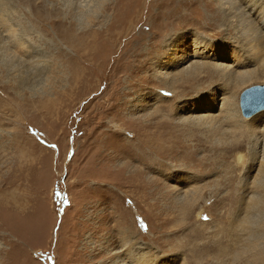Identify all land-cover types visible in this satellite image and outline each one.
Segmentation results:
<instances>
[{
  "label": "rangeland",
  "instance_id": "obj_1",
  "mask_svg": "<svg viewBox=\"0 0 264 264\" xmlns=\"http://www.w3.org/2000/svg\"><path fill=\"white\" fill-rule=\"evenodd\" d=\"M74 2L0 0V264H264V0Z\"/></svg>",
  "mask_w": 264,
  "mask_h": 264
},
{
  "label": "bare ground",
  "instance_id": "obj_2",
  "mask_svg": "<svg viewBox=\"0 0 264 264\" xmlns=\"http://www.w3.org/2000/svg\"><path fill=\"white\" fill-rule=\"evenodd\" d=\"M92 1V0H91ZM245 1H247V0H245ZM233 3V2H232ZM241 4V3H240ZM243 4V3H242ZM260 4V3H259ZM68 5V7H70L71 8V10L69 11H67V12H65V18H62L60 21H59V23H56V22H53V24H55V25H59V24H62V25H65V27L67 26V27H70L71 28V31L69 32V33H67V36L66 37H64V39L65 40H67L69 43H71V45H92V42H94V38H95V36L97 35V31L96 30H94V29H90L89 28V30H87V31H83V30H81V33H82V35H80L79 34V32L80 31H78V28H75V26L76 25H78V21H74L73 19H72V21H70V23H68V21H67V17L68 16H71L72 17V15L73 14H75V11H76V9L77 8H80V10H82V7H80V6H78V3L77 2H74V0H70V3H68L67 4ZM102 5V4H101ZM263 6V5H262ZM248 8H249V10H250V12H248ZM238 9V8H237ZM236 9V10H237ZM2 10V8L0 7V11ZM235 10V11H236ZM244 10L246 11V12H243L244 14V16L245 15H247V16H250L251 18H252V16L253 15H255V16H257V17H259L260 19L258 20V23H259V25L260 26H263L264 27V7H259V6H256V4L255 3H248L245 7H244ZM86 11V10H85ZM88 11V10H87ZM237 14V13H236ZM242 14V13H241ZM86 15V14H85ZM94 15V14H93ZM64 16V15H63ZM87 16V15H86ZM85 16V17H86ZM84 18V17H83ZM256 18V17H255ZM254 18V19H255ZM87 19V18H86ZM88 20L90 21V23H94V24H96V22H97V17H95V16H88ZM256 20V19H255ZM44 21V20H43ZM43 21H42V25L44 24L43 23ZM247 22V21H246ZM69 24V25H68ZM79 27V26H78ZM251 27V26H250ZM81 29V28H80ZM246 29H248L249 31H250V29H249V27H246ZM253 29V28H252ZM261 31V30H260ZM259 30H258V32H260ZM246 35V34H245ZM64 36V35H63ZM256 37V36H255ZM248 38H250V37H248ZM247 38V39H248ZM18 39H20L21 40V42H17L18 44H23V42H24V40H22V38H21V35H19V38ZM25 39V38H24ZM63 39V37H62V40L65 42V40ZM255 40V39H254ZM17 41V40H16ZM181 41V40H180ZM67 43V42H66ZM79 49H81V48H79ZM78 49V50H79ZM82 50V49H81ZM24 54V53H23ZM26 56V55H25ZM13 59H11V61H12ZM13 63V62H12ZM194 63V65L191 67V68H189V69H191V70H195V69H197L199 66H201L200 64H198L197 62H193ZM23 64V63H22ZM13 65H15V64H13ZM19 65H20V63H19ZM12 67V66H11ZM15 67V66H14ZM40 72V74H41V72H42V70H40L39 71ZM31 72H29V71H27V73L25 72L24 74L22 73V77H21V79L25 82L26 80L28 81V80H31ZM38 74V73H37ZM239 75V74H238ZM241 75V74H240ZM243 75V74H242ZM244 75L246 76V72L244 73ZM38 76V75H37ZM35 77V76H34ZM238 77V76H237ZM231 78H233V77H231ZM223 79V78H222ZM235 81V80H234ZM242 81H244V80H242ZM244 82H241V84H243ZM247 83V82H246ZM238 85V84H237ZM245 85V84H244ZM238 87V86H237ZM240 87V86H239ZM55 106V105H54ZM231 108V107H230ZM262 111H264V109H261V110H258L257 112H255V113H253L252 115H250V116H244L245 118H250V117H253L254 115H256V114H258V113H260V112H262ZM228 112H229V110H228ZM228 114V113H227ZM230 115V114H229ZM227 117V116H226ZM229 117V116H228ZM218 119V118H217ZM221 120V119H220ZM246 120V119H245ZM248 120H250V119H248ZM230 121V120H229ZM228 121V122H229ZM216 122V121H215ZM241 122V121H240ZM248 121L246 120V123H247ZM232 124V123H231ZM230 124V125H231ZM237 124V123H236ZM235 124V125H236ZM240 125L242 124V123H239ZM248 124V123H247ZM252 125V124H251ZM245 126H247V125H245ZM256 126V125H255ZM232 127V126H231ZM239 127V125H237V128ZM233 128H235V126H233ZM251 128H253V127H251ZM258 128V127H257ZM236 129V128H235ZM240 129H242V128H240ZM260 132H261V130H260ZM233 133V132H232ZM225 134V133H224ZM256 137H258V136H256ZM253 156V155H252ZM250 183V182H249ZM194 192V191H193ZM194 193H196V192H194ZM199 193V192H198ZM197 193V194H198ZM202 194V193H201ZM188 195V194H187ZM195 195V194H194ZM196 196V195H195ZM184 197V196H183ZM187 197V196H186ZM182 199V198H181ZM180 199V200H181ZM184 200L185 201H187L186 200V198H184ZM197 200V199H196ZM182 201V200H181ZM191 202V201H190ZM242 202V201H241ZM192 204V203H191ZM185 205V204H184ZM254 205V204H253ZM245 210V209H244ZM228 214V213H227ZM242 218L239 214L238 215H235V213L233 214V219H232V221L229 223V228L227 229V228H224V231L226 232V236H228L229 234H231L233 231H234V229H235V226H236V224H235V222L237 223V222H239V220H240V218ZM238 217V218H237ZM178 218H175V220L176 221H178L177 220ZM243 222H247V221H243ZM178 223V226H181L183 223H185L184 222V218H181V220L179 221V222H177ZM241 225H243V224H241ZM246 225V224H245ZM245 227V229H249L248 231H253V232H256L257 231V229H255V227L254 226H250L249 227V225L246 227V226H244ZM227 230V231H226ZM243 230H244V228H243ZM242 231V230H241ZM233 236V235H232ZM167 237V236H166ZM160 238L163 240V242L166 244V242H168V243H171L172 241H170V240H168L167 238L166 239H164L162 236H160ZM173 240V239H172ZM175 240V239H174ZM208 241V240H207ZM210 242H213L214 243V240H213V238H212V240H210L209 241V244H211ZM208 243V242H207ZM128 247V246H127ZM222 250V249H221ZM224 252H225V250H224ZM253 253V252H252ZM130 255V254H129ZM258 256V255H257ZM139 259V258H138ZM143 260V259H142ZM144 262V261H143ZM144 264V263H143Z\"/></svg>",
  "mask_w": 264,
  "mask_h": 264
},
{
  "label": "water",
  "instance_id": "obj_3",
  "mask_svg": "<svg viewBox=\"0 0 264 264\" xmlns=\"http://www.w3.org/2000/svg\"><path fill=\"white\" fill-rule=\"evenodd\" d=\"M239 107L244 116H250L264 109V83L244 87L239 94Z\"/></svg>",
  "mask_w": 264,
  "mask_h": 264
}]
</instances>
